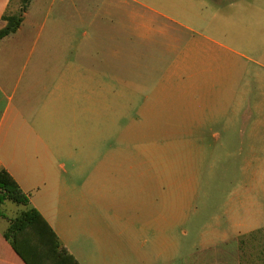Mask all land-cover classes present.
<instances>
[{
  "label": "rangeland",
  "instance_id": "rangeland-1",
  "mask_svg": "<svg viewBox=\"0 0 264 264\" xmlns=\"http://www.w3.org/2000/svg\"><path fill=\"white\" fill-rule=\"evenodd\" d=\"M23 2L0 0V22ZM35 2L46 26L61 5L85 10L84 25L51 32L52 71L79 73L83 81L78 117L84 151L95 152L100 170L98 198L125 206L108 213L132 217L134 234L148 223L139 245L146 235L149 250L134 252L146 259L140 264H264V78L256 76L264 67L243 57L264 58V0H161L182 26L160 19L163 28L145 27L150 40L141 43L134 16L131 46L116 47L118 58L95 56L109 48L91 45L110 33L88 23L106 21L95 12L115 6L127 19L130 1ZM44 39L43 28L27 31L19 67L37 58ZM61 41L65 58L55 52ZM0 58L11 57L1 50ZM253 104L260 111H251L252 120L261 123L242 127L239 108ZM72 115L71 107L54 111V135ZM109 169L115 174L107 176ZM0 208L16 216L22 206L5 200Z\"/></svg>",
  "mask_w": 264,
  "mask_h": 264
},
{
  "label": "crops",
  "instance_id": "crops-1",
  "mask_svg": "<svg viewBox=\"0 0 264 264\" xmlns=\"http://www.w3.org/2000/svg\"><path fill=\"white\" fill-rule=\"evenodd\" d=\"M35 1L30 0L18 29L0 39V43H3L0 51L11 57L0 58V168L5 169L16 180L27 195L29 204L41 213L56 233L61 246L80 264L145 263L144 256H134V252L141 248L149 250L146 235L144 242L139 245L143 230L148 231V223L134 234L132 217L108 213L110 208L123 209L125 206L114 200L98 198L101 189L95 180L100 170L94 164L95 152L84 151L85 140L81 131L83 125L78 117L84 93L80 74L67 71L54 74L52 71L54 42L51 32L68 31L75 25H84L85 10L76 7L69 13L67 5H61L57 17L49 20L46 26L48 22H41V6ZM126 1H130L127 19L122 18L115 6L113 10L95 12L97 17L99 14H106V21H103V17L98 22L95 18L89 21L88 24L95 26L96 30H107L110 33L109 40H98L91 45L109 48L107 53L101 49L95 51L97 58L121 57L115 48L131 46L134 16L139 18L140 28H137L136 35L141 43L150 40L148 33L143 32L145 27L150 26L152 30L163 28L162 24L165 23L160 19L181 25L163 12L165 2L161 0ZM169 1L172 6L176 5L173 0ZM20 9L21 5H17L8 14L17 13ZM3 15L0 29L6 25ZM38 28L45 30V39L36 54L37 58L33 62L26 59L19 67L23 59L19 57L24 53L23 39L27 31ZM116 38L119 40L116 41ZM56 46L59 48L55 51L57 56L65 58L67 41H61ZM243 57L254 60L260 66L263 64L264 67V58ZM256 76L257 79H261V76L264 78V73H257ZM245 96L246 91H242L240 100L243 101ZM69 107L73 108L71 119L58 124L65 132L54 135V111L67 110ZM239 111L242 127L252 125L254 128L261 123L258 118L252 120L251 114V111H255L259 115V104L241 107ZM113 155L114 158L117 157L116 154ZM106 158L112 159L113 156L107 155ZM104 172L107 176L115 174L111 169ZM101 209L104 214L100 213ZM13 217L15 216L6 213L5 216L0 215V264H25L13 249L11 238L4 235L9 220ZM158 231L159 227L157 239ZM237 237L225 239L223 243Z\"/></svg>",
  "mask_w": 264,
  "mask_h": 264
},
{
  "label": "trees",
  "instance_id": "trees-1",
  "mask_svg": "<svg viewBox=\"0 0 264 264\" xmlns=\"http://www.w3.org/2000/svg\"><path fill=\"white\" fill-rule=\"evenodd\" d=\"M29 1L24 0L19 12L2 16L6 25L0 29V39L18 29ZM5 200L22 206L21 211L9 220L4 235L11 238L13 249L25 264H80L61 246L56 233L41 213L29 204L16 180L0 168V207ZM0 215L5 216L1 208Z\"/></svg>",
  "mask_w": 264,
  "mask_h": 264
}]
</instances>
